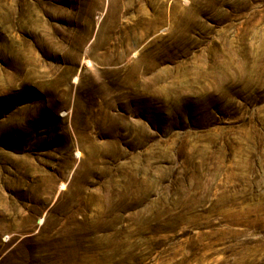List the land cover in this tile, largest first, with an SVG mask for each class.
Segmentation results:
<instances>
[{
    "label": "rangeland",
    "instance_id": "obj_1",
    "mask_svg": "<svg viewBox=\"0 0 264 264\" xmlns=\"http://www.w3.org/2000/svg\"><path fill=\"white\" fill-rule=\"evenodd\" d=\"M0 264H264V0H0Z\"/></svg>",
    "mask_w": 264,
    "mask_h": 264
}]
</instances>
